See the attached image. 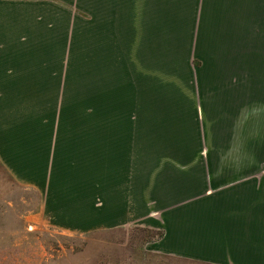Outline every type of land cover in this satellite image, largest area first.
<instances>
[{
	"label": "rangeland",
	"instance_id": "obj_1",
	"mask_svg": "<svg viewBox=\"0 0 264 264\" xmlns=\"http://www.w3.org/2000/svg\"><path fill=\"white\" fill-rule=\"evenodd\" d=\"M1 59L0 264H264V0H48Z\"/></svg>",
	"mask_w": 264,
	"mask_h": 264
},
{
	"label": "crops",
	"instance_id": "obj_2",
	"mask_svg": "<svg viewBox=\"0 0 264 264\" xmlns=\"http://www.w3.org/2000/svg\"><path fill=\"white\" fill-rule=\"evenodd\" d=\"M47 31L48 0H0V46H6L8 48L13 47L16 49H37L41 47H47ZM21 52L22 50L18 52L15 51L13 54L16 56ZM5 59H1L0 64H5L7 62ZM259 171L263 172V174H260L263 176V179L257 180V171H255L252 175H249L253 176V178L249 179L247 183L249 189H251L249 191L250 195L247 201V219H251V221L254 222L258 218L256 215V211L258 209L257 207H260L261 210L263 208L264 216V168L259 169L258 172ZM193 191H196V189L188 188L187 193H192ZM167 192L169 193L165 195L166 192L163 191L160 200L166 201V199L175 197V195H172L174 191L168 190ZM226 203H228L227 200L224 204ZM158 204L159 206H167L170 203ZM227 213L225 215H227ZM199 222H201V220L193 222V224H191L189 228L184 225L181 230L170 228L172 234L173 232H180L179 234L182 233L184 237L183 240L186 241L187 239L188 244L185 243L184 249L178 251H172L171 245L170 248L168 247L169 249L167 248L169 253H167L166 255L182 256L194 254L206 257V253L210 250V248L207 245L203 246V243L201 241L202 238L200 237L202 233L207 236V233L209 231L208 226L205 225L206 227H202L200 226ZM259 223L261 222L259 221ZM250 231L251 230L249 229V232H247V239H250L252 241L251 246L254 247L253 243L255 242V238L253 237H255V235L253 236ZM170 237H173V235ZM229 239L232 238L228 235L224 239L223 233L221 241H217V246L212 249V251L216 250V253L221 254L223 253L221 248L224 247V250H226L228 255L236 254L234 250L235 245H231V243L233 244V241L230 242ZM262 240H264V238H262ZM248 244L250 245V243Z\"/></svg>",
	"mask_w": 264,
	"mask_h": 264
}]
</instances>
